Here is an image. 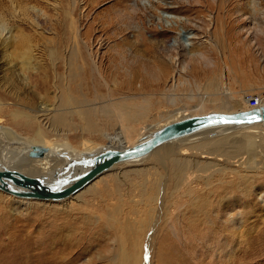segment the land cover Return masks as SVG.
Returning <instances> with one entry per match:
<instances>
[{"label": "rangeland", "instance_id": "374dc122", "mask_svg": "<svg viewBox=\"0 0 264 264\" xmlns=\"http://www.w3.org/2000/svg\"><path fill=\"white\" fill-rule=\"evenodd\" d=\"M0 22L21 40L0 45V100L5 102L0 128L20 138L15 145L32 138L67 152L85 144L131 147L157 124L179 120L184 112L245 110L250 96L264 104V0H0ZM22 44L32 47L36 70L25 73L27 82L14 78L8 84L5 76L22 66ZM74 48L86 62L78 91L66 77L65 60ZM209 78L219 83V96L226 87L224 111L207 101L199 104ZM61 85L89 107L105 103L115 119L121 111L111 106L114 102L147 100L149 108L133 111L141 119L129 124L96 114V127L88 132L78 109L70 107L74 128H53L54 114H41L48 106L56 108ZM22 110L34 116L30 129L14 124ZM145 127L150 128L142 132ZM116 132L122 143L113 139ZM226 133L238 140L252 135L257 161L264 158V125ZM7 136L0 133L2 148L10 144ZM187 140L158 148L141 163L115 166L62 202L0 192V264H264L261 246L249 242L264 234V170L255 175L249 193L229 198L223 185L237 176L208 180L213 204L233 205L238 195L252 199L240 200L241 206L255 213L238 219L241 208L213 207L206 220L194 208L196 195L204 189L209 194L202 178L210 172L197 168L222 158L201 156L193 146L188 149Z\"/></svg>", "mask_w": 264, "mask_h": 264}, {"label": "bare ground", "instance_id": "6f19581e", "mask_svg": "<svg viewBox=\"0 0 264 264\" xmlns=\"http://www.w3.org/2000/svg\"><path fill=\"white\" fill-rule=\"evenodd\" d=\"M13 9H14V7H13ZM16 40H18L21 43L20 39H16V36L14 35L13 30H11L10 28H7L3 23L0 22V45L5 46L9 43L15 42ZM22 46L24 47V50H25L24 52H22V55H23L21 58L22 59V66H21V68L19 67V69L17 71H15V70L11 71L7 74V76H5V80L8 81L7 82L8 84H9V81L11 82V81L15 80L16 78H18V79L20 78V80H23V81L25 80L27 82V78L25 77V73L29 70H36L37 65H32V60H34V54H33L32 47L30 45L28 46V45H23V44H22ZM81 58L82 57H81L80 52L76 48H74V49H72L69 56L65 60L66 71L68 73L66 75V77L70 81H72L74 83L76 82L74 87L76 88L77 91L79 89H81L80 88V85H81V77H80L81 64L86 65V62ZM58 60H60V59H58ZM1 77H3V76H1ZM44 82H46V80H43L42 82H40L42 87H44ZM66 89L67 88H64V85H61L60 89H58V93L60 95L57 97V102L55 103L56 108L54 107L55 109L53 111H51V109H49L50 106H48L49 108L47 107L45 110H42V112H45V113H42L41 117L42 116H48L51 113L54 114L52 120H50V124L53 128H61L64 130L74 128L73 123L71 121L72 115H73V110H71L70 107H75L76 109H78L77 117L82 121V129H84L88 132L94 131V128L96 127L95 122L93 121V118H92L96 114L100 115L104 119L113 120L116 122L119 121L122 123H128L129 124L133 120L135 121V120L141 119V117H139L138 115L133 114V111H146L149 108V103L147 100H145V101L142 100L141 102L130 101V102H125V103L114 102V103H112L111 106L114 109L121 111V113L117 116L118 119H115L113 114L110 113L109 106H106L105 103L100 104L101 106L99 105V108L89 107L91 104H87L85 99L81 98L80 96L78 98L73 97L72 94L69 93L68 89L67 90ZM204 91H206V93L204 92L205 93L204 96L206 98L204 96H201L200 103L198 102L199 104L204 105L207 101L208 103H212L214 105V109H219V110L224 109V107L226 106L227 99H228V98H226L227 97V90H226L225 86L222 88V92H220L221 96H219V93H218L219 83L217 82V80L214 81L213 78L212 79L209 78L207 80L205 87H204ZM213 97L216 98V100H214ZM212 98H213V100H212ZM4 105H5V102L0 100V108L4 107ZM261 105H264V104L259 103L258 107ZM24 107H22V108H24ZM95 109H98V110H95ZM22 111L24 114L23 117H22L21 113L19 114V116H17V117H21L22 119L18 120V122H15L14 124H15V126L17 125V123H18V125L27 124L28 128L30 129L32 126V122H33L32 119L34 116L26 114V112L24 110H22ZM30 111L33 112V114H35V113L37 114L36 111L34 112L31 109H30ZM239 111H242V110H239ZM216 113H233V112H222V111L217 112L216 111ZM202 115H204V114H202ZM191 116H193V115H189V114L184 112V114L182 116H179V117H181V119H183V118L191 117ZM177 120L174 119V120H172V122L177 121ZM169 123H171V121L166 122L164 125L169 124ZM257 125H264V123H257V124H252V125H248V126L212 127V128H208V129L199 131V132H195L193 134H190V135L185 136L183 138L177 139L175 141H171L167 144H164V145L158 147V148H161L163 146L173 144L177 141H182L184 139H188L187 140L189 142L188 143L189 147L187 146L188 149L193 146V148L196 151H198L201 156H205L206 158L209 157L207 159L216 160L217 158L218 159L222 158V163L210 161L209 164L204 163L203 167L201 166V167H198L199 169L197 168V170L199 172H206V171L210 172L209 176L206 179L202 178V180H204V181H202L203 185L206 186L209 194H205L206 189H204L201 192V194L199 193V195H196L198 198L196 199L195 205L198 207V210L194 208V210L198 214H200L201 217L205 218L206 220H210V218H207V217L210 215L211 210H213L212 209L213 207L216 208L217 210H223V208H225V209H230V208H235V207L241 208L239 211V214H235V216H234V217L237 216L238 219H242L241 217L243 216V214L246 216L248 215V217L254 215L255 212L253 214H251V212L248 211V209H251V207L248 209L246 208L247 206L242 207L241 206L242 201H240V200L244 199V203L247 204L248 202L252 201V199H247V198L240 199V198L236 197L238 195H236V196L234 195L235 199L233 198L234 199L233 205H231L230 203L227 204V202H224V200H223L224 203H222V200H220V201L215 202V204H213L214 201L212 202V200L209 199L210 196L212 194H214V192H211V190H209L213 184L211 183L212 181L208 182V180H211L214 177V175H215V177L216 176L217 177L223 176V179H226V177H228L229 175H232L233 178H234V176L235 177L237 176V180H236L237 182L228 180V182L224 183L225 184V185H223L224 188L223 187L222 188L226 192L225 194L229 198L235 192L238 193L239 191L240 192L242 191L243 193H245V192L249 193V190L253 187L252 184L255 182V175L258 176L257 172L259 171V169L262 168L264 170V158H262L260 162H259V160L257 161V159H256V157H259V156H257L255 151H254L255 150L254 147L256 146L255 140H254L255 137H253L252 135L251 136L248 135L249 137L243 136V138H240L238 140V137L233 138V136H229L227 133L226 134H223V133H225L229 130H232V129L236 130V129L254 128ZM156 126H157V128H154L152 126L154 128L153 130L150 129L146 134L141 135L133 143V145L135 143H137L140 139H142L144 137H148V135L150 133H152L153 131L162 127V125H160V124H157ZM149 128L150 127L142 128V132L148 130ZM0 133L2 135H5V137L8 135L7 141H8V143H10L9 146L5 145L3 148L0 146V153H1L0 159L3 158V160L0 161V167H3L5 169L11 170V171H16V172H18L21 175L26 176V177L43 178L46 183H50L51 181H53L58 176V177L68 178L69 184H70L73 179L77 178L79 175H81L83 172H85L87 170L84 167H81L78 165L77 166L72 165L76 161H78L79 159L86 158L89 155H95V154L103 151L104 149L128 148V147H122V146H121V148H115V147H109V146L100 147L97 144H89V146H87L85 144L83 149H81V150L73 148L74 150H76V151H74L75 152L74 153V152H70V151L67 152L66 150H64L63 147H60L59 145H52L53 143H51V142L43 143L41 140L32 139V138L31 139L28 138L29 141L23 139L22 140L23 143H21V145H15L14 141L16 140V138L19 141H20V138H18V136L15 137V134L11 130L5 129L2 131L0 128ZM100 134L103 137H105V135L103 133H100ZM10 135H11V137H10ZM13 136L15 137V139L12 140ZM200 136H201V138H200ZM206 136H208V137H206ZM205 138H206V140H204ZM113 139L116 142L122 143V141H123L122 134L119 132L118 133L116 132L113 136ZM241 139H243V140H241ZM192 141H194V142H192ZM11 143H14V144H11ZM34 146L44 147L47 149V151L45 153H43V155L39 158H29L27 156V154L31 150V147H34ZM158 148H156V149H158ZM155 150H153V151H155ZM242 151H243L242 154L246 155L245 157H243V155L241 154ZM13 153L17 154L16 156L18 158L16 160H18V161H16L13 158V155H14ZM87 153H90V154H87ZM81 154H83V155H81ZM150 154H148L147 156H145L143 158H139V159H135V160H131V161H126V162H122V163L113 165L111 168H109L105 172L101 173L100 175L96 176L93 180H91L89 183H87L85 186L80 188L78 191H76L75 193H73L69 197L58 200V201L25 199V198H21V197H15V196L8 194V193H5L1 190H0V192L4 193L6 195H10V196H12L16 199H20V200L21 199L27 200V201L34 200L37 202H62V201H65L67 199H70V198L80 194L88 186L93 184L99 177L108 173L110 170L114 169L115 166H118L121 164L129 165V164H133V163H135V164L141 163L143 161V159L148 157ZM236 158H238V159L236 160ZM7 160L11 161V163L13 164V166L11 168H7V164L5 163ZM176 161H177L176 159H171V162L173 164L178 165V162H176ZM200 163H202V162H200ZM197 164H195V166ZM232 165L234 167H232ZM19 170H21V172ZM25 170L27 171V174H26ZM247 174H249L252 177L248 176ZM204 177H206V175ZM230 178H231V176H230ZM214 183H217V182H214ZM215 188H216V185H215ZM14 189H20V188L14 187ZM229 194H230V196H229ZM219 197H221V196H219ZM225 201H229V200H225ZM257 228L259 229L258 225H257ZM259 232H260V230H259ZM231 239L232 238H230V240ZM260 239H261V241H258ZM249 242L250 243L252 242V244L255 248L261 246L260 248L264 252V245L260 244V243L264 242V234H262V236H260L258 238H255L253 236L251 238V241H249ZM226 254L228 255V253H226ZM229 256L231 257L230 253H229L228 257Z\"/></svg>", "mask_w": 264, "mask_h": 264}, {"label": "water", "instance_id": "95a60500", "mask_svg": "<svg viewBox=\"0 0 264 264\" xmlns=\"http://www.w3.org/2000/svg\"><path fill=\"white\" fill-rule=\"evenodd\" d=\"M264 123V105L233 113L209 112L204 115L186 117L153 131L137 143L123 149H104L103 151L79 159L72 165L87 170L69 184L66 177H56L50 183L43 178H30L16 171L0 167V190L15 197L36 200L58 201L69 197L85 186L96 176L115 164L143 158L156 148L195 132L219 126H248ZM47 151L44 147L34 146L28 152L29 158H39ZM20 188V189H14Z\"/></svg>", "mask_w": 264, "mask_h": 264}, {"label": "built area", "instance_id": "2783aa9c", "mask_svg": "<svg viewBox=\"0 0 264 264\" xmlns=\"http://www.w3.org/2000/svg\"><path fill=\"white\" fill-rule=\"evenodd\" d=\"M259 102L260 101L258 97L250 96L246 99V108L247 109L257 108Z\"/></svg>", "mask_w": 264, "mask_h": 264}]
</instances>
